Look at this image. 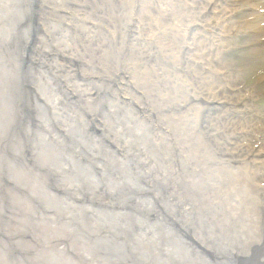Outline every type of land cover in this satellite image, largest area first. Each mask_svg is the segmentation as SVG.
I'll return each instance as SVG.
<instances>
[{"label": "rangeland", "instance_id": "rangeland-1", "mask_svg": "<svg viewBox=\"0 0 264 264\" xmlns=\"http://www.w3.org/2000/svg\"><path fill=\"white\" fill-rule=\"evenodd\" d=\"M208 1L0 0V264H216L253 236L201 73L212 35L264 126V0L215 28Z\"/></svg>", "mask_w": 264, "mask_h": 264}, {"label": "bare ground", "instance_id": "bare-ground-1", "mask_svg": "<svg viewBox=\"0 0 264 264\" xmlns=\"http://www.w3.org/2000/svg\"><path fill=\"white\" fill-rule=\"evenodd\" d=\"M223 1L224 0H209L206 5L207 13L212 16L213 23L216 24H212L214 28L217 27V23L216 18L213 17V9L222 7ZM250 3L252 2L249 1V5ZM251 13L253 15L264 13V9L254 10ZM258 23L261 24L258 29H260V32H264V20H259ZM207 27L210 32L212 30L211 25H208ZM190 29L191 31H196L201 28L196 26V24H193L190 26ZM237 32L239 31L237 30ZM240 33L246 32L241 31ZM248 33L251 35L256 34L252 29H249ZM212 38V35L209 36L211 42L210 46L206 47L207 55L203 54L205 58H208L207 68H204V72L201 73L207 98L205 105L206 109H209L206 116V125L208 128L207 133L209 136L215 132L218 133L217 138H210L219 144L220 151H222L220 155L235 165L238 173L237 176H232L228 168L227 172L224 173V176L231 179L237 178V185H243L248 188L249 198L247 200L246 197L242 200V204L244 205L241 213L254 217V220L252 221L253 236L243 243L240 242V245L232 251H227L226 253L223 252L226 256L219 258L217 263L264 264V158H260L261 155H264V152L261 151V149L264 148V143L261 146V131L264 126L262 120L259 119L256 108L251 103L247 101L244 102V98L247 97V95L251 96L252 92L250 91L251 89L249 86L243 82V78L238 74L239 68L237 67L235 72H233V66L225 61L223 65L217 60L209 61V57L212 58L213 55H217L218 57H216L220 58L222 52L228 50L227 46H223L222 48L219 47L221 39L217 43L215 40H212ZM223 42L225 43L226 40L223 39ZM258 43V49H256L255 53L264 58V40H261ZM260 45L262 48L259 47ZM202 52H204V50H202ZM52 57L55 58L54 55ZM211 63L213 65H211ZM226 69L231 70L227 72ZM223 70L224 72L226 71L225 74H223ZM83 92L85 94V91ZM75 94L80 95L82 92L75 91L73 95ZM79 97L84 98V95L82 94ZM249 114L252 115V120L247 118V115ZM225 141H229L230 143L225 145ZM256 142L259 146L258 148L256 147ZM184 201L186 202V200ZM184 206L176 205V211L178 210V214L172 215L177 222L180 221L181 223V229L178 227L180 231L177 229L181 236L183 232H186L184 225H190V223H192L191 215L193 208H187ZM188 232L194 233L191 229L188 230Z\"/></svg>", "mask_w": 264, "mask_h": 264}]
</instances>
